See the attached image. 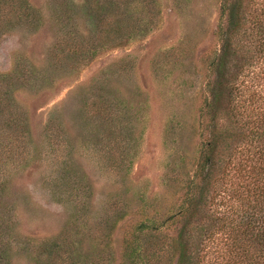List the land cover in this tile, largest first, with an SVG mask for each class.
I'll return each instance as SVG.
<instances>
[{
	"label": "rangeland",
	"instance_id": "rangeland-1",
	"mask_svg": "<svg viewBox=\"0 0 264 264\" xmlns=\"http://www.w3.org/2000/svg\"><path fill=\"white\" fill-rule=\"evenodd\" d=\"M20 1L30 14L0 16V132L12 130L0 145L3 264L68 263V252L57 260L36 248L64 247L74 224L72 262L124 264L137 211L164 219L195 171L190 123L205 106L222 0L127 2L118 13H137L147 30L76 58L61 16L78 13L86 32L83 1Z\"/></svg>",
	"mask_w": 264,
	"mask_h": 264
},
{
	"label": "trees",
	"instance_id": "trees-1",
	"mask_svg": "<svg viewBox=\"0 0 264 264\" xmlns=\"http://www.w3.org/2000/svg\"><path fill=\"white\" fill-rule=\"evenodd\" d=\"M82 1L86 32L76 29L78 13L61 16L71 22L65 39L78 47H68L73 58L147 30L137 13H118L136 0ZM26 10L23 1L0 0V16ZM67 10L74 12L72 5ZM215 35L220 48L205 61L212 76L205 106L190 123L200 138L195 171L182 202L166 207L164 219L157 220L159 212L137 211L139 219L122 245L124 264H264V0H222ZM76 39L82 41L75 44ZM7 85L1 93L9 100L13 89ZM1 131L0 145L11 141L12 130ZM76 230L71 225L64 247L45 241L36 249L41 256L55 251L57 260L68 252V263L52 264H75L70 237Z\"/></svg>",
	"mask_w": 264,
	"mask_h": 264
}]
</instances>
